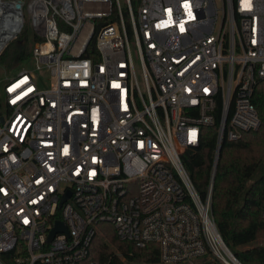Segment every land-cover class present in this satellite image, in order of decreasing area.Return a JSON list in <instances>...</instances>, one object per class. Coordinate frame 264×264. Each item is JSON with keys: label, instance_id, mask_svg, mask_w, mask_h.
I'll return each instance as SVG.
<instances>
[{"label": "built area", "instance_id": "built-area-1", "mask_svg": "<svg viewBox=\"0 0 264 264\" xmlns=\"http://www.w3.org/2000/svg\"><path fill=\"white\" fill-rule=\"evenodd\" d=\"M26 30L35 67L0 86V264H244L184 155L217 122L215 162L260 128L264 0H0V56ZM101 224L156 259L93 258Z\"/></svg>", "mask_w": 264, "mask_h": 264}, {"label": "trees", "instance_id": "trees-1", "mask_svg": "<svg viewBox=\"0 0 264 264\" xmlns=\"http://www.w3.org/2000/svg\"><path fill=\"white\" fill-rule=\"evenodd\" d=\"M40 36L24 31L12 41L0 56V63L11 69L28 60L31 42ZM262 116L259 129L245 132L235 141L224 140L215 162L218 122L202 128L197 147H190L184 155L189 175L205 199L212 188V213L226 244L244 264H264V100L256 99ZM222 104L217 106V118ZM213 176V180H212ZM102 235L94 241L93 258L118 260L120 253L130 261H151L145 250L121 241L110 224H101Z\"/></svg>", "mask_w": 264, "mask_h": 264}, {"label": "rangeland", "instance_id": "rangeland-1", "mask_svg": "<svg viewBox=\"0 0 264 264\" xmlns=\"http://www.w3.org/2000/svg\"><path fill=\"white\" fill-rule=\"evenodd\" d=\"M28 33L32 34L33 31H28ZM33 44V42H31V45ZM29 60V59H28ZM35 65L33 63V61H24L23 63H21L20 65L13 67L11 69L6 68V66L2 65L0 63V86L3 87L4 85V79L7 75H13L18 73L20 70L27 68V69H34ZM44 76H46L45 74L42 75L41 77L43 78ZM261 244H264V240L260 241Z\"/></svg>", "mask_w": 264, "mask_h": 264}, {"label": "water", "instance_id": "water-1", "mask_svg": "<svg viewBox=\"0 0 264 264\" xmlns=\"http://www.w3.org/2000/svg\"><path fill=\"white\" fill-rule=\"evenodd\" d=\"M64 231L65 232L67 231L66 226L61 221H58L56 227L51 232L50 239H52L57 232H64Z\"/></svg>", "mask_w": 264, "mask_h": 264}]
</instances>
